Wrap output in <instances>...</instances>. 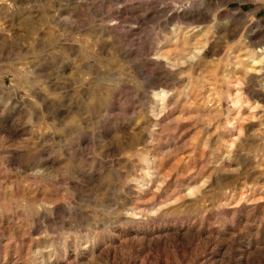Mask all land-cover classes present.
<instances>
[{
  "label": "rangeland",
  "instance_id": "1",
  "mask_svg": "<svg viewBox=\"0 0 264 264\" xmlns=\"http://www.w3.org/2000/svg\"><path fill=\"white\" fill-rule=\"evenodd\" d=\"M0 264H264V0H0Z\"/></svg>",
  "mask_w": 264,
  "mask_h": 264
},
{
  "label": "bare ground",
  "instance_id": "2",
  "mask_svg": "<svg viewBox=\"0 0 264 264\" xmlns=\"http://www.w3.org/2000/svg\"><path fill=\"white\" fill-rule=\"evenodd\" d=\"M263 49V48H262Z\"/></svg>",
  "mask_w": 264,
  "mask_h": 264
}]
</instances>
